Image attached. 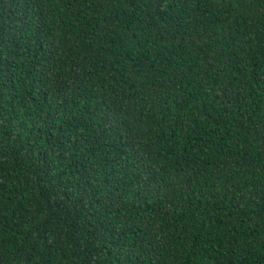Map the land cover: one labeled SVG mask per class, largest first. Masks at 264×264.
I'll return each instance as SVG.
<instances>
[{"label": "trees", "instance_id": "trees-1", "mask_svg": "<svg viewBox=\"0 0 264 264\" xmlns=\"http://www.w3.org/2000/svg\"><path fill=\"white\" fill-rule=\"evenodd\" d=\"M0 264H264V0H0Z\"/></svg>", "mask_w": 264, "mask_h": 264}]
</instances>
